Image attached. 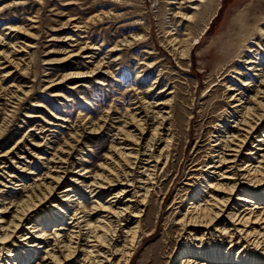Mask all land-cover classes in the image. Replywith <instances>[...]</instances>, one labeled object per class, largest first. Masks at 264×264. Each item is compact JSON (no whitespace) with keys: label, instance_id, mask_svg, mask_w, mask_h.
<instances>
[{"label":"rangeland","instance_id":"374dc122","mask_svg":"<svg viewBox=\"0 0 264 264\" xmlns=\"http://www.w3.org/2000/svg\"><path fill=\"white\" fill-rule=\"evenodd\" d=\"M105 1L108 4L96 7L95 3ZM167 1L0 0V35L3 40L0 51L10 54L15 61H22L23 66L25 62L29 64L23 72L13 63L9 65L6 56L0 55L1 86L9 93L5 96L6 91H0V127H3L4 118L7 119L0 132V155L8 156L1 157L0 163L8 173L2 181L5 185L0 184L3 191L0 210L6 209V225L29 195L37 197L35 195L43 190L42 186L41 190L35 189V185L39 181L49 182L44 179L48 174L46 166H53L54 161H47L59 152V148L65 147V141H71L73 134L82 131L85 135L81 136V142L68 158L69 168L75 170L84 164L93 172H101L99 166L105 163L111 138L106 130L84 133L82 124L87 119L98 121L109 108L129 113L127 109H133L130 105L134 97L132 88L139 86L142 91H147L158 80L151 93L156 100L167 98V95L160 96L161 88L176 86L177 89L176 112L172 116L175 143L170 161L164 168L165 174L155 186L149 203L150 210L144 221L147 233L142 235L127 264L172 263L180 248L182 229L177 221L186 209L185 202L192 200L189 197L198 188L201 192L206 189L205 182L200 187H196L195 182L199 183L196 178L206 168L216 140L213 135L218 134L216 129L221 126L224 127L221 128L224 130L222 137L235 132L233 126L236 123L232 120L236 119V113L226 111L230 103L227 88L235 82L241 87L242 80L235 79L239 76L233 73L235 56L228 54V44L240 43L236 53L242 52V57L240 61L235 60V65L246 74L242 79L254 80L252 92L257 89L259 79L255 75L259 72L248 69L245 60L250 56L264 66V39L259 38L260 35L264 38V0H217L204 25L198 23L191 25L190 29L189 24L179 17L171 20L173 11ZM92 5L95 9L83 15L82 11ZM100 10H110L111 14L99 24H89V32L86 27L77 30L75 26L65 25L70 17L79 16L82 18L80 24L84 25L88 17ZM189 12L192 13L193 9ZM199 12L204 14L206 11ZM7 26L23 29L10 31ZM166 30L180 31V37L186 31L197 33L201 30L191 40L188 59L181 61L174 53ZM115 45L117 49L111 51ZM248 47L253 52H249ZM98 60H103L106 65L92 71L93 63ZM141 61L156 64V67L143 72L139 82V71L144 69ZM9 72L12 75L6 78ZM70 72L83 74L48 89ZM227 73L231 74L225 79ZM29 90L32 93L25 95L24 92ZM244 90L248 91V88L242 85L240 91L245 95ZM15 93L24 98L20 105H17L18 100H9L10 94ZM38 103L42 104L41 107L37 106ZM12 110L16 112L9 116L12 113L8 112ZM21 156H27L26 160ZM195 163L198 164L193 166ZM35 200L38 208L44 210L45 201ZM80 200L88 209L92 207L89 198L79 197L78 202ZM32 215L34 213L28 217ZM40 216L42 222L49 224L45 227L48 233L63 228L62 234L69 235V225L61 219L57 218V226H54L45 214ZM221 240L211 237L206 240L208 244L194 255L210 259V262L213 260L212 263L213 258H222L218 261H225V264H261L264 261L260 249L239 252L245 242L238 243V238L233 245L227 238ZM194 244L189 243V246ZM19 249V257L0 261L1 264H39L45 256L44 249H28L21 245Z\"/></svg>","mask_w":264,"mask_h":264},{"label":"bare ground","instance_id":"6f19581e","mask_svg":"<svg viewBox=\"0 0 264 264\" xmlns=\"http://www.w3.org/2000/svg\"><path fill=\"white\" fill-rule=\"evenodd\" d=\"M106 4H108L106 1L95 3L96 7ZM167 4L172 7L171 20L179 17L189 24L190 29L191 25L198 23L204 25L214 11L217 0H169ZM94 9L92 5L85 8L82 13L84 15ZM192 9L193 12L190 13ZM200 10L206 12L203 14L199 12ZM109 14L110 10H100L99 13L88 17L84 25L80 24L82 22L80 16L70 17L65 25L75 26L77 30L86 27L89 32L90 25L99 24L109 17ZM7 28L10 31L23 29L14 26ZM201 30L197 33L186 31L182 37L180 31L172 33L171 30H166L167 40L181 61L189 58L191 40ZM260 32L262 33L261 28ZM259 38L261 41L264 39L262 35ZM2 41L0 35V43H3ZM116 45L111 51L117 49ZM239 46L240 43H231L227 49L230 56H235L232 62L235 66L233 73L239 76L235 79L242 80L243 87L246 86L248 91L244 90L247 93L244 95L243 91H240L242 85L238 87L237 82L228 85L227 100L230 103L226 111L233 115L236 113V119L232 120L236 123L233 126L235 132L231 136L222 137L224 130L221 128L224 127L221 126L216 129L218 134L213 135L216 140H212L214 142L206 168L202 170L201 176L196 178L199 183L195 182L196 187L202 186L205 182L206 189L201 192L198 188L195 194L189 197L192 200L185 202L186 209L177 221L182 229L179 233L180 248L171 264L220 262L218 260L222 258H213L212 263L213 260L210 262V259L194 255L198 249L208 244L207 241L211 237L217 241L227 238L231 245L238 238V243L245 242L239 252L255 248L262 250L264 256V66L250 56L245 60L249 65L248 69L259 72L255 75L259 79L257 89L252 92L254 80L242 79L246 74L235 65V60L240 61L242 57L240 55L242 52L236 53ZM247 49L253 52V49L249 47ZM0 55L6 56L4 58L9 65L13 63L15 68L22 69L23 72L28 69L27 62L23 66L22 61H15L10 54L0 51ZM141 63L144 69L139 71L137 77L139 82L143 72L156 67V64H147L145 61ZM93 64L92 71L106 65L103 60ZM82 74L70 72L48 86V89L61 81ZM230 74L227 73L225 79H228ZM11 75L12 73H7L6 78ZM157 82L158 80L154 81L147 91H142L139 86L132 88L134 97L131 98L130 105L133 109H127L129 113L124 114L120 113L118 108H109L98 121L87 119L82 124L81 130H84V133L93 134L106 130L111 138L112 144L105 156V163L99 166L101 172H93L83 163L78 169L69 168L71 163L68 158L81 142V136L85 135L82 131L73 134L71 141H65V147L59 148L60 153L56 152L47 161H54V165L46 166L48 174L44 179L49 182L39 181L35 185V189L41 190L40 187H43V190L35 195L37 197L29 195L25 201L28 204L23 206L24 203L19 210L16 209V215L7 225L4 219L6 209L0 210V261L19 257L21 245L28 249L32 247L44 249L45 256L39 264H127L142 235L147 233L144 221L150 210L149 203L155 186L165 174L164 168L170 161L175 143L172 116L176 112L177 89L176 86L161 88L160 96L167 95V98L156 100L151 93ZM6 90L0 81V91ZM30 93H32L30 90L24 92L25 95ZM4 95L7 96L9 93L6 91ZM12 99L18 100L17 105H20L24 98L15 93L10 94L9 100ZM15 112L16 110L9 111V116H14ZM6 120L4 118L3 127L6 126ZM3 127H0V132L3 131ZM3 156L7 155H0V163ZM26 157L21 156L25 160ZM51 172L55 174L52 175ZM5 174L8 175L3 166H0L2 185H5L2 182L5 181ZM2 193L0 188V194ZM79 197L89 198L92 207L88 209L81 200L78 202ZM35 198L45 201L44 210L38 208ZM76 202L79 204L75 205ZM37 210L38 214L35 215ZM26 212L28 213L25 215ZM32 213L34 215L29 218ZM41 214H45L51 223H57V218L67 223L69 235L62 234L63 228L48 233L45 227L49 224L42 222ZM189 243L195 244L192 247ZM220 264H225V261ZM261 264H264V261H261Z\"/></svg>","mask_w":264,"mask_h":264}]
</instances>
